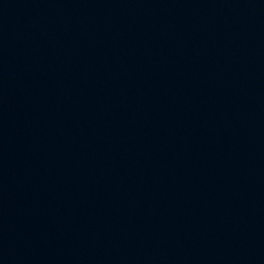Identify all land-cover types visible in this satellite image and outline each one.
Returning a JSON list of instances; mask_svg holds the SVG:
<instances>
[{
  "label": "water",
  "instance_id": "water-1",
  "mask_svg": "<svg viewBox=\"0 0 264 264\" xmlns=\"http://www.w3.org/2000/svg\"><path fill=\"white\" fill-rule=\"evenodd\" d=\"M223 264H264V0H238Z\"/></svg>",
  "mask_w": 264,
  "mask_h": 264
}]
</instances>
